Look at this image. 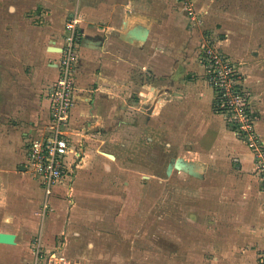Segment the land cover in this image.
<instances>
[{
    "label": "crops",
    "instance_id": "0c3cea01",
    "mask_svg": "<svg viewBox=\"0 0 264 264\" xmlns=\"http://www.w3.org/2000/svg\"><path fill=\"white\" fill-rule=\"evenodd\" d=\"M195 2L200 22L206 21L212 4L209 0ZM181 6L179 0H15L8 7L11 10L8 23L5 29L0 27V232L15 233L16 238L15 243L0 242V252L20 251L18 257L15 253L16 257L8 254L11 264H32L36 259V244H41L47 251L58 248L59 253L68 257L63 250H66L72 226L77 222L76 210H73L77 204L71 203V208L62 210L59 204L62 205L64 199L60 194L65 195L67 190L72 192L73 186L71 184L69 188V183L74 182L75 177L69 179L67 176L75 172L73 167L84 152L92 158L94 155L95 164L91 168L83 165L87 156L82 158V164L76 165L80 199L84 181L95 180L92 185L96 186L101 181L111 180L110 171L120 164L122 157L118 152L121 150L113 148L115 145L106 138L111 135L109 133L115 137L121 130H126L135 114L142 116L144 123L156 119L162 121V112L167 108L171 136L183 134L178 120L179 109L177 105L173 106L174 96L161 97L162 74L170 80L167 90L182 93L181 99L187 102L188 129L185 133H200L198 138L203 143L209 142L206 140L210 124L218 121L217 128L212 131L214 140L210 146L189 150L193 155H179L203 163L204 177L177 170L193 180H200L203 185L216 186V197L222 198V210H218V214L229 220L228 226L217 230L218 234L222 228L223 236L211 237L213 243L210 246L216 244L217 255L213 260L205 258V262L260 264L259 252L261 254L264 249V206L261 204L264 190L257 192L251 188L250 184H256L253 177L238 181L237 189L234 188L236 182L223 174L218 178L215 173L214 177H209V165L214 162L205 155L212 153L215 146L218 148L232 129L223 120L219 125L222 115L214 111L213 92L207 83L201 88L193 84L194 93L190 95L174 87L175 83L181 82L179 86L190 89L191 72L203 73L202 61L198 63L200 68L192 67L187 74L179 71L182 68L178 66L179 59L187 52L181 48L185 42L181 45L179 37L183 40H187L185 37H203V28L196 30ZM72 16L79 19L82 38L68 134L79 156L74 151L68 154L64 179L48 189L29 169L28 151L31 141L48 131L51 118L49 92L59 75L66 22ZM138 27L148 28L145 40L134 35L133 31ZM147 74L150 81L145 80ZM185 75L188 78H184ZM135 79L141 81L136 83ZM103 133L106 136L102 137ZM79 145H82V153L77 150ZM216 152L219 153L217 149ZM109 154H113L114 159ZM198 192L201 194V189ZM212 193L208 194L212 196ZM207 205H199L201 212L192 213L191 219H198ZM54 233L60 236L58 246L53 240ZM200 241L204 247L206 240ZM1 256L0 264H7L5 255Z\"/></svg>",
    "mask_w": 264,
    "mask_h": 264
},
{
    "label": "rangeland",
    "instance_id": "374dc122",
    "mask_svg": "<svg viewBox=\"0 0 264 264\" xmlns=\"http://www.w3.org/2000/svg\"><path fill=\"white\" fill-rule=\"evenodd\" d=\"M179 2L182 5L180 0ZM13 3L15 0H0V27L3 29L6 28L11 12L8 7ZM209 3L212 6L206 21L191 20L196 30L203 28V37H185L187 40L179 37L181 45L182 41L185 42L181 48L187 50L179 59L178 66L182 67L179 71L186 73L192 67L197 69L198 63L202 61V51L206 47L221 53L226 59V64L240 72L244 82L243 90L249 96L248 101L255 118L252 129L264 146V0H209ZM181 8L183 9V5ZM195 71L189 75L190 89L189 86H179L181 82L173 84L175 89L179 88L178 91L184 90V93L190 95L194 91L193 84L196 88H201L202 84L207 83L215 100L216 91L207 78L205 65L203 64L201 70L203 73ZM163 75L161 97L166 98L169 94L174 96L173 106L177 105L179 109V126L184 130V135L179 132L171 136L173 132L170 131L167 108L162 112V121L158 122L156 119L144 123L143 117L135 114L131 117L134 120L129 123V127L121 130L115 137L113 133H109V138L102 134V137L106 136L108 141L115 145L105 146L121 150L118 152L122 160L111 169V180L107 183L101 181L100 184H95L96 186L92 185L95 180L94 183L84 181L80 199L77 192L79 183L76 179V165L81 163L83 157L88 156L85 152L80 161L76 159L78 162L73 167L75 172H70L67 176L69 179L75 177L74 182L69 183V188L72 184L73 190H67L69 192L65 195L60 194L64 201L62 205L59 204V208H71V203L75 202L77 205L73 210H76L77 222L72 226L69 242L63 251L76 264H207L205 258L213 260L217 255L216 244L213 248L210 246L213 243L211 237L219 234L223 236V229L221 228L218 234L217 230L228 226L229 221L218 214V210H222V198L216 197L217 187L210 183L203 185L200 180H193L192 177L179 173L177 169L168 175L167 166L172 157L182 153L190 155L189 150L210 146L214 140L212 131L218 121L210 124L211 129L206 140H210L209 142L203 143L197 136L200 133H185L188 129L187 102L181 99L182 93L167 90L170 80L165 79ZM184 78L188 76L185 75ZM135 80L136 83L141 81ZM145 80L150 81V75L147 74ZM218 113L222 115L219 125L222 120L228 121L226 113ZM231 131L218 148L215 146L214 151L217 149L219 153L213 151L205 155L209 161L214 162L209 165V177H214L215 173L217 178L222 174L232 178L236 182L235 189L238 188V181L253 177L256 184L249 183L251 188L263 192L264 164L242 136L243 130ZM80 146L82 145H79L77 150L82 153ZM88 158L82 163L91 168L95 164L94 155L93 158L90 155ZM78 168L81 169L79 166ZM126 181L129 182L128 185ZM199 189L202 196L198 192ZM208 193H212V196ZM202 203L208 204L203 207V216L200 214L198 219L192 220V213L201 212L199 205L202 206ZM261 204L264 206V197ZM200 223L204 226H200ZM201 239L206 240L204 247ZM53 240L56 246L60 244L58 233ZM13 253L18 257L20 251H2L0 255H5L4 262L11 264L8 254ZM208 263L214 264L212 261Z\"/></svg>",
    "mask_w": 264,
    "mask_h": 264
},
{
    "label": "built area",
    "instance_id": "2783aa9c",
    "mask_svg": "<svg viewBox=\"0 0 264 264\" xmlns=\"http://www.w3.org/2000/svg\"><path fill=\"white\" fill-rule=\"evenodd\" d=\"M180 1L191 20L198 21L200 16L195 0ZM79 23L76 16L70 17L66 22L59 75L49 92L51 118L48 131L42 137L32 140L28 151L29 169L48 189L64 179L68 154L74 151L76 156H79L68 134L71 110L75 104V77L82 38ZM201 56L207 68V78L216 91L219 112L227 114V119L235 131L243 130L242 136L264 164L263 142L260 139L258 141L259 137L252 129L255 118L248 101L249 96L243 90L244 82L240 72L230 68L224 56L210 47H206ZM34 247L36 259L32 264H73L66 255L59 253L58 248L47 251L41 244ZM259 261L260 264H264V249Z\"/></svg>",
    "mask_w": 264,
    "mask_h": 264
},
{
    "label": "water",
    "instance_id": "95a60500",
    "mask_svg": "<svg viewBox=\"0 0 264 264\" xmlns=\"http://www.w3.org/2000/svg\"><path fill=\"white\" fill-rule=\"evenodd\" d=\"M137 39L145 40L148 34L147 27H138L133 31ZM204 164L198 160H191L184 156L172 157L167 166V174H172L174 169L184 171L196 177H204L202 171ZM16 234L11 232H0V242L15 243Z\"/></svg>",
    "mask_w": 264,
    "mask_h": 264
},
{
    "label": "trees",
    "instance_id": "16d2710c",
    "mask_svg": "<svg viewBox=\"0 0 264 264\" xmlns=\"http://www.w3.org/2000/svg\"><path fill=\"white\" fill-rule=\"evenodd\" d=\"M218 108L219 107H218V102H217V97H216L215 100H214V109H215V111L219 112ZM227 123L229 124L231 129H234L230 122L227 121Z\"/></svg>",
    "mask_w": 264,
    "mask_h": 264
},
{
    "label": "bare ground",
    "instance_id": "6f19581e",
    "mask_svg": "<svg viewBox=\"0 0 264 264\" xmlns=\"http://www.w3.org/2000/svg\"><path fill=\"white\" fill-rule=\"evenodd\" d=\"M149 114H150V113H149ZM106 152H108V151H106ZM109 155H110L111 158H114V156H113L112 154H109ZM87 160H88V159H87ZM203 172H204V171H203Z\"/></svg>",
    "mask_w": 264,
    "mask_h": 264
}]
</instances>
